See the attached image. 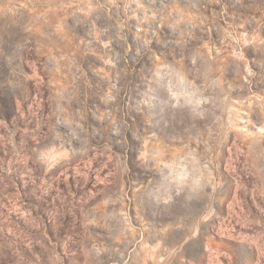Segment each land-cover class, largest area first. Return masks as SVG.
<instances>
[{
  "label": "rangeland",
  "instance_id": "obj_1",
  "mask_svg": "<svg viewBox=\"0 0 264 264\" xmlns=\"http://www.w3.org/2000/svg\"><path fill=\"white\" fill-rule=\"evenodd\" d=\"M0 264H264V0H0Z\"/></svg>",
  "mask_w": 264,
  "mask_h": 264
}]
</instances>
